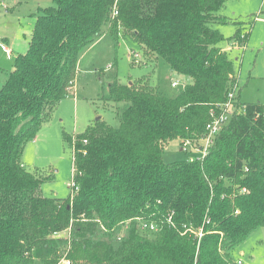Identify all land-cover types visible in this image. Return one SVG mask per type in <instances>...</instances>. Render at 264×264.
<instances>
[{"label":"trees","instance_id":"obj_1","mask_svg":"<svg viewBox=\"0 0 264 264\" xmlns=\"http://www.w3.org/2000/svg\"><path fill=\"white\" fill-rule=\"evenodd\" d=\"M226 2L52 0L39 9L0 87V264H238L235 248L264 226V103L237 93L238 110L207 155L163 159L170 140L198 143L237 88L225 37L212 27L231 22L218 14ZM105 27L193 81L175 97L145 81L112 82L107 99L124 103L119 125L98 119L66 135L75 191L44 196L23 152L71 94L80 54ZM248 34L232 40L244 45ZM140 219L158 230H140Z\"/></svg>","mask_w":264,"mask_h":264},{"label":"rangeland","instance_id":"obj_2","mask_svg":"<svg viewBox=\"0 0 264 264\" xmlns=\"http://www.w3.org/2000/svg\"><path fill=\"white\" fill-rule=\"evenodd\" d=\"M50 5L52 0H0V87L13 70L15 57L27 51L39 9ZM218 14L231 19L212 27L224 35L219 45L235 63L239 99L264 103V0H227ZM104 30L80 54L76 96L61 101L43 135L38 133L37 141H30L23 152L25 168L43 180L44 196L67 198L72 193L73 148L66 135L74 137L84 132L99 117L110 125H119V109L124 103L107 99L112 82L145 81L160 94L175 97L193 81L172 69L162 57L144 52L134 39L122 34L116 38L106 27ZM237 31L249 33L244 45L233 42ZM173 82L177 85L172 86ZM203 144L199 141L184 146L179 139L170 140L165 144L163 159L175 162L199 158ZM233 254L246 264H264V226L256 228ZM34 264L44 263L37 259Z\"/></svg>","mask_w":264,"mask_h":264},{"label":"built area","instance_id":"obj_3","mask_svg":"<svg viewBox=\"0 0 264 264\" xmlns=\"http://www.w3.org/2000/svg\"><path fill=\"white\" fill-rule=\"evenodd\" d=\"M117 14V11L114 12V15ZM8 50V49H7ZM10 53V51H9ZM10 55V54H9ZM137 62H139V59H136ZM177 83L173 82L172 86H176ZM228 99L224 102L218 105L220 107L219 111H212L211 112V120L206 125V134L200 139V141H203V146L199 147L202 152V157L207 155L208 150L210 146L213 143V140L215 136L223 129V127L229 122L233 114L238 110V107L236 106V100H237V89L234 92L229 93ZM193 145L191 141H186L184 146ZM70 186H72V193L75 191L74 186L75 183L72 181ZM139 228L142 231L146 232H156L158 230V225L153 222H147L145 220L140 219L139 220ZM191 230L192 229H188ZM202 231H199L196 235L200 238L203 234ZM64 263L70 264V261H65ZM238 264H243L242 259L237 260Z\"/></svg>","mask_w":264,"mask_h":264},{"label":"crops","instance_id":"obj_4","mask_svg":"<svg viewBox=\"0 0 264 264\" xmlns=\"http://www.w3.org/2000/svg\"><path fill=\"white\" fill-rule=\"evenodd\" d=\"M101 37V36H100ZM99 37V38H100ZM98 38V39H99ZM225 50H226V48L225 47H223ZM6 50L8 49V47H6L5 48ZM13 53H11L10 55H12ZM81 58H82V56L80 55V58H79V62H78V67H79V63H80V60H81ZM75 81H76V79H75ZM74 81V85H73V88H72V92H71V94L70 95H68V97H70V96H76V82ZM62 104V103H61ZM51 121V120H50ZM47 122L46 124H44L43 125V127L41 128V130H40V132H39V134H40V136H42L43 135V130L45 129V127H48L47 125H50V124H48V123H51V122ZM47 129V128H46ZM45 131V130H44ZM37 139H38V134H37V136H36V138L34 139V141H37ZM24 165V164H23Z\"/></svg>","mask_w":264,"mask_h":264},{"label":"water","instance_id":"obj_5","mask_svg":"<svg viewBox=\"0 0 264 264\" xmlns=\"http://www.w3.org/2000/svg\"><path fill=\"white\" fill-rule=\"evenodd\" d=\"M98 119H101V117H99ZM98 119H97V120H98Z\"/></svg>","mask_w":264,"mask_h":264}]
</instances>
